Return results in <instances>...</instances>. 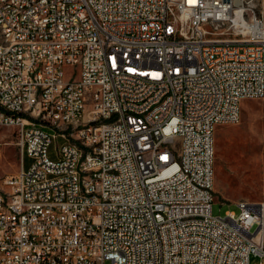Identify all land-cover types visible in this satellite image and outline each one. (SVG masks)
<instances>
[{"label":"built area","instance_id":"1","mask_svg":"<svg viewBox=\"0 0 264 264\" xmlns=\"http://www.w3.org/2000/svg\"><path fill=\"white\" fill-rule=\"evenodd\" d=\"M242 3L0 0V127L28 159L0 180V264L264 258L262 204L211 211L215 131L264 95Z\"/></svg>","mask_w":264,"mask_h":264},{"label":"rangeland","instance_id":"2","mask_svg":"<svg viewBox=\"0 0 264 264\" xmlns=\"http://www.w3.org/2000/svg\"><path fill=\"white\" fill-rule=\"evenodd\" d=\"M256 16L264 18V0H248ZM215 37H234L232 29H218ZM239 35V34H238ZM11 126L0 127V180L23 165V154ZM213 215L235 214V205L243 200L260 203L264 214V95L244 99L237 124L219 126L214 135ZM28 161V159L26 158ZM264 263V258L250 256L249 264Z\"/></svg>","mask_w":264,"mask_h":264},{"label":"bare ground","instance_id":"3","mask_svg":"<svg viewBox=\"0 0 264 264\" xmlns=\"http://www.w3.org/2000/svg\"><path fill=\"white\" fill-rule=\"evenodd\" d=\"M242 10H244V12H252V9L248 7L247 3H242ZM214 35L215 34H211V41H218V37Z\"/></svg>","mask_w":264,"mask_h":264},{"label":"trees","instance_id":"4","mask_svg":"<svg viewBox=\"0 0 264 264\" xmlns=\"http://www.w3.org/2000/svg\"><path fill=\"white\" fill-rule=\"evenodd\" d=\"M27 164L26 156H23V165L25 166Z\"/></svg>","mask_w":264,"mask_h":264}]
</instances>
